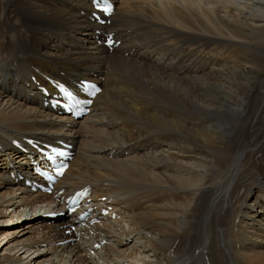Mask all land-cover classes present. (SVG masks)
I'll return each mask as SVG.
<instances>
[{
    "label": "bare ground",
    "instance_id": "obj_1",
    "mask_svg": "<svg viewBox=\"0 0 264 264\" xmlns=\"http://www.w3.org/2000/svg\"><path fill=\"white\" fill-rule=\"evenodd\" d=\"M110 1L115 15L100 26L92 0H0V206L49 201L21 245L74 240L23 264L59 249L71 260L52 264H111V253L126 262L146 251L157 264H264V47L256 38L264 42V0ZM106 36L112 51L100 45ZM82 81L103 91L75 120L53 103V84ZM57 141L75 152L57 191L92 184L94 202L106 197L133 230L87 227L83 243L59 230L73 218L48 225L63 206L54 210V194L27 184L40 183L31 164ZM121 149L131 154L121 158ZM39 228L40 238L30 236ZM136 233L152 251L122 252ZM14 257L0 254V264H21Z\"/></svg>",
    "mask_w": 264,
    "mask_h": 264
},
{
    "label": "rangeland",
    "instance_id": "obj_2",
    "mask_svg": "<svg viewBox=\"0 0 264 264\" xmlns=\"http://www.w3.org/2000/svg\"><path fill=\"white\" fill-rule=\"evenodd\" d=\"M262 36H264V31L261 33ZM258 39V43L259 46H263L264 47V42L263 40L258 36L256 37ZM264 52V50H262ZM114 68H112L113 70ZM261 75L260 77V82H259V86L264 88V62L262 64V69L259 72ZM252 88V87H251ZM258 128L260 129V126H258ZM225 134L227 135V133H221L219 132L218 135L221 137H227L225 136ZM258 138V136H257ZM220 142V141H219ZM2 193L0 192V195ZM1 197V196H0ZM1 201V200H0ZM49 201L48 200H43L40 202H35L32 207L31 206H23L21 208H18L19 210L15 211L14 208L10 207V206H0V211H4L5 215L0 216V254L3 255H12L13 257L16 255V257L18 259H21L23 263H28L30 261H32L33 257L39 253H45V252H52L51 249L54 247H59L62 246L61 243H63L64 241H59L60 239H57L58 242H56L57 244L53 243V242H49L51 245H48V243L46 244H41L40 246H36V245H32V246H28L27 244L21 245L19 242L24 238V234L25 232H28L32 229L33 224H31L32 226L27 227V225H29L30 223H32L31 218L33 216V213H35V211H40V210H46L48 208L47 207ZM12 208V209H11ZM26 209V217H19L18 212L19 211H23ZM39 209V210H38ZM19 220V222H17ZM126 221V222H125ZM122 219L120 222H122L121 224H119L118 226H116V228L113 226L110 227V229L112 230H117V232H121L122 234H124V231H130L133 230V227L131 226V223L127 221V219ZM52 224V225H56L54 223H48ZM71 230V228H68V231ZM37 231V232H36ZM34 233H32L30 236L32 237H38L40 238L41 236L39 235L42 231L41 228L37 229ZM142 233V232H141ZM152 234V235H151ZM157 234L158 232L156 231L155 233H150L147 234L149 237H152L153 239L157 238ZM11 237H8L10 236ZM39 235V236H38ZM121 235V234H120ZM146 235V236H147ZM147 236V237H148ZM123 237H126V234L123 235ZM134 238V239H133ZM133 239V240H132ZM152 239V240H153ZM130 240H132L129 244L125 243L122 245V249L123 252H128L131 254L132 251L136 252L133 248L134 246L136 248H138L139 250H143V247H146L147 250L150 249V251L153 250L152 248V241L149 239H141L139 237V235H133L131 236ZM129 240V241H130ZM50 241V240H49ZM129 241H127L126 243H128ZM125 245V246H124ZM132 250V251H131ZM102 252V251H101ZM99 251V254L101 253ZM35 253V254H34ZM32 254H34V256H32ZM57 254V255H56ZM93 254V253H91ZM59 255H60V259H59ZM104 254H100V256L102 257ZM112 255V259H116V264H121V260L116 258L115 253L111 254ZM31 256V257H30ZM62 256V257H61ZM133 256V260L129 261L128 263L125 264H148L149 262L153 263V264H157L156 262V258L153 256L152 252L146 251V258L142 256V254L140 252H136V255H132ZM64 258V259H63ZM69 258V259H68ZM70 250L68 251H62L61 249L58 250L57 253H55V255L49 254L47 255L44 260L40 263H44L45 264H52V262H59L61 259L64 260H71L70 259ZM155 258V259H154ZM15 259V257H14ZM61 262V261H60ZM148 262V263H147ZM112 264H115V261L112 262Z\"/></svg>",
    "mask_w": 264,
    "mask_h": 264
}]
</instances>
